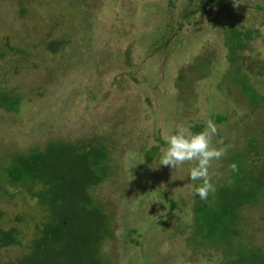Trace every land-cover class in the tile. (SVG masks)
<instances>
[{"label": "rangeland", "instance_id": "1", "mask_svg": "<svg viewBox=\"0 0 264 264\" xmlns=\"http://www.w3.org/2000/svg\"><path fill=\"white\" fill-rule=\"evenodd\" d=\"M69 1L0 0V93L19 98L15 111L0 109V231L15 229L18 241L0 243V264L37 261L29 260V245L41 222L36 200L8 179L11 156L48 141L93 138L112 156L108 178L90 192L110 225L100 245L106 264H217L215 245L190 235L188 248L178 231H193V207L213 193L201 200L202 181L189 178L195 162L161 166V149L178 127L200 125L202 132L218 115L226 121L214 122L211 146L226 154L209 168L215 189L229 183L237 151L259 146L264 155V107L236 84L243 77L264 96V0H221L220 7L207 0H83L79 11ZM226 23L250 35L235 61L228 60ZM51 41L62 45L55 53L47 50ZM151 147L155 155L146 161ZM247 151L246 170L258 176L264 165ZM237 216L230 247L264 253V199ZM127 234L140 243H128Z\"/></svg>", "mask_w": 264, "mask_h": 264}, {"label": "trees", "instance_id": "2", "mask_svg": "<svg viewBox=\"0 0 264 264\" xmlns=\"http://www.w3.org/2000/svg\"><path fill=\"white\" fill-rule=\"evenodd\" d=\"M207 1L215 7H220L221 0ZM69 3L71 10L79 11L80 5L85 2L70 0ZM204 4H201V9ZM87 7L89 6H85ZM57 13L62 18L67 17L66 14L63 16V13ZM72 16L79 18L80 13ZM86 16L89 17L88 14ZM224 28L228 34V60L235 61V52L245 48V42L250 39V35L249 32L238 31L231 23H226ZM59 46H62L60 42L51 41L46 47L51 53H55ZM235 70L238 71V67ZM237 83L252 104L264 107V96L258 97L243 77L238 79ZM18 102V96L0 93V109L13 112ZM211 120L226 121L218 115H213ZM191 130L193 133H199L201 126L193 125ZM252 140L254 139L251 138ZM156 149L151 147L144 152L146 161L152 159ZM257 149H244L233 154L231 161L237 165L238 171H232L231 181L218 185L211 196L212 200L208 199L193 207V231L189 235H186L181 227L178 228L180 235L185 236V245L188 248L193 244L192 237L188 239L190 235L199 242L215 245L219 251L216 258L219 264H264V253L260 249L239 250L230 247L232 236L236 235L237 212L245 206L253 207L261 198L264 199V167H260L258 176L246 170V165H252L246 163L247 159L252 160L246 151L259 156L256 159L261 160L264 165V155H261L259 146ZM110 151L108 146L93 138L73 143L48 141L42 148H31L11 156L6 168L9 181L19 183L28 191L31 198L36 200L35 210L41 215V222L34 224L37 234L29 245V260H33L34 256L37 259L32 261V264H106V257L100 253V245L110 236V225L105 213L98 208V201H95L90 192L109 176V165H112ZM169 203L170 210L177 208L175 199H171ZM129 231L135 233L133 229H127V232ZM15 235L16 230L13 228L0 231V243L3 246H17ZM126 238L128 243H140L128 234ZM222 241H228L223 249L219 246ZM146 246L148 247V242Z\"/></svg>", "mask_w": 264, "mask_h": 264}, {"label": "clouds", "instance_id": "3", "mask_svg": "<svg viewBox=\"0 0 264 264\" xmlns=\"http://www.w3.org/2000/svg\"><path fill=\"white\" fill-rule=\"evenodd\" d=\"M206 123L207 127L202 132L193 133L180 126L175 134L165 137L167 147L161 149L160 159L161 166L172 169L194 161L195 166L190 169L189 178L192 181H202V184L196 188V194L201 200H206L210 192H215L209 177L212 161L226 154L225 149L211 146L212 136L217 132V127L212 120ZM230 168L233 172L238 171L235 164L230 165Z\"/></svg>", "mask_w": 264, "mask_h": 264}, {"label": "flooded vegetation", "instance_id": "4", "mask_svg": "<svg viewBox=\"0 0 264 264\" xmlns=\"http://www.w3.org/2000/svg\"><path fill=\"white\" fill-rule=\"evenodd\" d=\"M31 245V244H30Z\"/></svg>", "mask_w": 264, "mask_h": 264}]
</instances>
